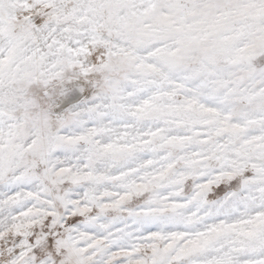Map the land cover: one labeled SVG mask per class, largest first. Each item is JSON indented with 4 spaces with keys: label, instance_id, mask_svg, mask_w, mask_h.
<instances>
[{
    "label": "snow or ice",
    "instance_id": "obj_1",
    "mask_svg": "<svg viewBox=\"0 0 264 264\" xmlns=\"http://www.w3.org/2000/svg\"><path fill=\"white\" fill-rule=\"evenodd\" d=\"M0 264H264V0H0Z\"/></svg>",
    "mask_w": 264,
    "mask_h": 264
}]
</instances>
